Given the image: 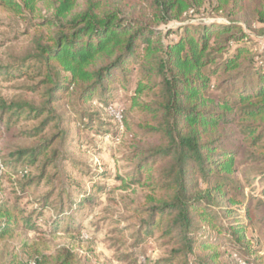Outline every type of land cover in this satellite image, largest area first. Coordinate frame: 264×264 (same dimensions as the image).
Wrapping results in <instances>:
<instances>
[{"label":"rangeland","instance_id":"obj_1","mask_svg":"<svg viewBox=\"0 0 264 264\" xmlns=\"http://www.w3.org/2000/svg\"><path fill=\"white\" fill-rule=\"evenodd\" d=\"M87 1L78 0L71 15L85 10ZM94 1L99 3V11L121 9L126 18H136L145 11L140 0ZM257 2L264 7L261 0H239L238 4L231 1L222 11L217 9V0H206L185 19L205 24L232 21L237 32L246 36L239 45L247 51L240 70H247L253 65L254 55L264 56V25L257 21ZM57 3L58 0H41L33 11L23 14L0 6V100L43 109L50 103L49 110L39 117L37 112L29 118L23 115L0 134V161L6 163L10 173L23 166L30 169V176L24 179L0 174V205L7 204L18 220L11 235L0 241V264L14 259L26 264L36 257L39 264H56L62 249L76 255L74 264H186L182 258L171 260L173 245L162 237L161 230L151 235L144 231L150 217L146 211L153 205L151 193L130 180L139 163L135 153L160 142L157 136L144 137L140 128L149 117L135 101L151 103L152 94L145 91L136 95L141 79L139 66L132 65L128 80L124 81L119 73L107 93L99 89L88 103H83L74 90L59 98L55 95L52 100L47 95L44 78L48 69L35 54L37 45L51 44L58 25L65 23L55 19ZM233 10L237 11L234 15ZM177 28V22H171L160 30L166 33ZM175 38L176 32L168 40ZM234 47L230 45L217 54L216 63L223 62ZM5 70H15L19 75ZM228 77L219 72L213 78L215 88L211 93L215 97L226 90L224 85L223 91L217 87ZM107 103L125 117L126 127L123 129V122L119 123L123 130H119L118 139ZM45 122L48 123L43 127ZM262 127L257 128L258 133ZM228 129L231 142L239 148L228 192L236 203L223 204L227 211L231 209L230 216L224 213L226 210L214 211L226 225L240 223L244 239L237 243L233 236L213 233L198 223L197 240L208 242L211 249L197 250L187 259L192 264L210 257L213 258L207 264H264V140L254 145L253 138L238 124ZM50 141L49 154L39 156L35 163L17 161L16 152ZM63 213L68 218L53 228L55 217Z\"/></svg>","mask_w":264,"mask_h":264},{"label":"trees","instance_id":"obj_2","mask_svg":"<svg viewBox=\"0 0 264 264\" xmlns=\"http://www.w3.org/2000/svg\"><path fill=\"white\" fill-rule=\"evenodd\" d=\"M38 1L41 0H0V6L23 14L33 11ZM77 1L58 0L55 19L65 23L58 25L51 44L39 43L36 47V59L48 69L44 82L49 98L52 100L55 95L59 98L74 90L83 103H88L99 89L107 93L119 73L124 81L128 80L132 65L137 64L141 79L136 95L145 91L152 94L151 103L135 101L149 117L140 128L144 137L157 136L160 141L135 153L139 163L130 177L151 193L153 205L146 211L150 217L144 231L151 235L156 229L161 230L162 237L173 245L171 260L182 258L186 264H192L187 259L200 248L211 249L208 242H198V223L213 233L233 236L241 243L244 227L238 222L226 225L214 209L226 210L224 213L230 216L231 209L227 211L223 204L236 203L228 192L236 173L239 148L231 142L228 127L238 124L253 138L254 145L264 140V129L257 132L259 126L264 128V56L254 55L252 67L240 70L247 51L239 44L246 36L237 32L238 27L232 21L205 24L185 19L206 0H140L145 11L136 18H126L121 9L101 12L94 0L87 1L85 10L71 15ZM231 1L239 3V0H217V9L225 10ZM261 1L264 5V0ZM236 13L232 11V15ZM255 14L264 25V7L258 6V2ZM171 22H177V31L170 29L163 33L160 27ZM175 32L176 38L169 41ZM230 45L235 47L229 49V56L216 63L217 54ZM5 72L19 75L15 70ZM219 72L229 77L217 87L223 91L224 85L226 90L215 97L211 93L215 88L212 81ZM49 106L45 109L49 110ZM110 106L112 103L105 105ZM45 109L0 100V134L3 128L10 129L14 122L18 123L23 115L29 118L37 112L39 117ZM114 120L118 139L119 130L126 127L125 117L123 129ZM51 145L50 141L22 149L15 157L18 162L27 159L28 163H35L39 156L49 154ZM0 162L3 166L0 174L10 173L6 163ZM10 176L28 178L30 169L23 166ZM55 218L53 228H58L68 214ZM17 221L7 204L0 205V241L11 235ZM76 258L71 250L62 249L55 261L74 264ZM34 260L39 264L38 257ZM208 261L199 259L197 264ZM7 264L23 263L14 259Z\"/></svg>","mask_w":264,"mask_h":264},{"label":"built area","instance_id":"obj_3","mask_svg":"<svg viewBox=\"0 0 264 264\" xmlns=\"http://www.w3.org/2000/svg\"><path fill=\"white\" fill-rule=\"evenodd\" d=\"M109 111H110V115L115 119V121H117L118 123H122L123 122V115H122V111L121 110H118L117 108H113L111 106ZM0 168L1 169L3 168L1 162H0ZM26 264H36V261L35 260H30Z\"/></svg>","mask_w":264,"mask_h":264}]
</instances>
